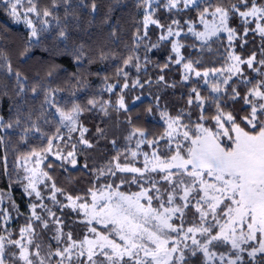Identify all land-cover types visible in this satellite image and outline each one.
<instances>
[{
	"label": "snow or ice",
	"instance_id": "snow-or-ice-1",
	"mask_svg": "<svg viewBox=\"0 0 264 264\" xmlns=\"http://www.w3.org/2000/svg\"><path fill=\"white\" fill-rule=\"evenodd\" d=\"M142 2L146 9L142 21L144 34L141 36L138 29L137 40L147 36L149 25H156L166 32V35H160V41L181 36L183 26L179 20L174 19L165 26L154 19V0ZM63 3L67 17L72 7L71 0H63ZM0 4L16 22L22 21L28 27L29 47L38 45L41 35L48 31L51 23L49 17L56 21L57 26L61 23L59 16H54L52 10L39 8L38 0H0ZM181 5L185 9L189 6L199 8L198 0H167L165 7L172 10ZM57 6L58 0H52V8ZM90 7L96 10L95 0ZM209 16L211 19H208ZM234 16L240 18L242 34L229 25ZM198 22L203 25V30L197 31L195 22L190 21L187 22L188 32L201 41L202 46H208L213 37L219 40L221 34L226 33L229 46L232 47L236 39L243 41L251 31L261 37L260 55L264 57V0H238V3H230L227 7L208 4L198 12ZM249 24H254V27L250 29ZM57 38L68 39L66 26L59 28ZM170 42L175 60L172 56L168 60L183 64L182 79L188 81L194 74L208 86L207 97L201 96L196 88L191 90L188 104H196L199 109L197 119L191 120V114L183 110L175 116L166 110L161 111L164 131L152 139L147 138L149 133L145 129L133 127L126 139L131 142L137 137L135 150L125 148L128 153L125 160L128 161L130 157L131 162L121 164L120 157L124 153L118 150L107 170H94L96 181L104 179L112 182L99 186L94 184L87 190L86 196H73L57 187L49 172L42 170L39 165L51 155L59 161L61 168H65V164L76 167V144H65V147H71L65 154L55 143L64 140L60 128L66 129L69 139L73 132H79L78 143L83 147L91 148L93 145L85 139V133L89 130L78 125L83 111L81 106L74 103L67 110L56 107L60 127L55 135L47 139V146L41 152L32 150L28 154L35 158L37 167L25 168L28 175L25 177L27 183L24 191L39 201L48 198L54 206L71 208L77 214H82L81 223L85 225L86 232L80 239H74L72 232L63 231V221L56 217L51 208L42 202H32L29 204L27 223L19 229V238L12 239L11 232L7 237L0 235V264H190V257L198 253L202 256V264H248V260L264 264V70L254 67L257 64L264 66V58L257 59V54L253 52L242 59L233 48L227 52L230 63L226 68L201 72L195 69L192 60H185L181 54L184 45L179 39ZM157 46L152 45L153 48ZM28 51L29 48H25L22 55ZM83 57L84 46L80 45L76 59L79 61ZM134 59L138 57L129 56L125 65ZM3 60L0 67L15 76L19 89L17 95H22L27 77L13 70L6 55H3ZM242 65H246L260 78L244 75ZM135 67L139 70L140 65L135 64ZM167 67L165 63L163 68ZM120 73L125 78L128 75L122 69ZM233 77L238 80L234 81ZM161 81H164L163 75L158 77V82ZM237 84L244 85L243 95ZM136 86L143 87L138 79L133 84V87ZM116 87L115 84L108 85L107 90L112 92ZM41 88L40 85L33 86L31 92L37 93ZM122 88H128V84L124 83ZM43 90L45 103L51 106L60 89L48 87ZM226 95L228 100H241V110L235 114L225 111L222 104L226 103ZM140 99L139 96L135 97L133 103ZM97 103L94 99L88 101L93 107ZM109 103H100L105 115ZM205 104L214 107V115H205ZM23 106H16L14 121L5 123L4 117L0 116V127L11 129L20 126ZM115 107L117 111L128 110L123 95L119 96ZM241 111L245 114L241 115ZM147 113H152V107L147 109ZM23 115L24 119L31 120V112ZM185 116H188L187 122ZM128 122L131 123L130 120ZM30 132H40L35 122L23 129L21 138L26 139ZM97 133L103 137L104 130L97 128ZM2 139L0 137V141ZM161 141L164 142L163 147ZM111 143L116 147L115 140ZM142 145L150 147L151 152L139 151ZM28 156L22 158L25 164ZM139 156L143 157L142 167L135 166ZM83 168L88 169V164L85 163ZM117 172L122 175L118 177ZM125 175H130L131 180H126ZM157 175L159 179H155ZM115 179L119 180L118 184L114 182ZM132 183L137 184L139 191L126 193L120 190L122 185ZM41 184L50 187V197L42 195L38 187ZM161 184L166 187H160ZM58 194L64 197L66 204L57 199ZM3 200L4 196L0 194V205H3ZM12 207L18 213V206L14 202ZM0 213L6 226V222L12 218L11 214L7 209H0ZM45 216L52 218L54 235L51 239L56 242L54 249L51 243L45 246L36 239L37 225L41 231L49 229V220ZM9 246L18 251H9ZM245 253L248 260H245ZM258 255L260 259H257Z\"/></svg>",
	"mask_w": 264,
	"mask_h": 264
},
{
	"label": "trees",
	"instance_id": "trees-1",
	"mask_svg": "<svg viewBox=\"0 0 264 264\" xmlns=\"http://www.w3.org/2000/svg\"><path fill=\"white\" fill-rule=\"evenodd\" d=\"M92 2L93 0H71L72 7L69 8L70 15L67 17L63 0H58L56 8H52V5L50 7V4L48 7L42 5V7H50L53 15L59 16L61 23L59 26L55 23L48 32L43 33L40 43L33 47H29L27 31L13 23L11 16L0 4V53L11 61L14 71L18 70L27 77L25 91L18 96L19 89L15 76L8 74L4 67H0V116L4 117L5 123L14 121L17 105H24L20 126L11 129L0 127V137L3 138L0 141V192L8 191L11 194L20 213L28 212L29 198L19 181L17 186L13 184L17 177V161L22 156H28L32 150L44 149L47 146V139L55 135L57 128L60 127L54 107L45 103L43 89L48 87L60 89L53 100L65 110L70 109L74 103L79 104L83 109L80 119L93 134L95 133L93 131L97 133V128L106 129V123L110 124V121L105 120V113L97 107V104L93 107L88 101L94 99L101 102L109 99L110 94L106 90V84L123 82L121 69L128 74L131 70L132 72L137 70L135 64H139V70L141 69L140 72L145 79L157 80L163 75L164 81L161 82H168V86L172 88L163 92V88L158 87L161 90L158 101L147 95L148 97L129 107L121 116L124 120V125L121 127L129 130L133 127L145 129L149 133L148 139L158 137L164 131V123L157 116L159 109L170 110V107H175L177 111L180 110L178 108L180 105L173 100L174 98L180 96L182 105L188 107L193 88H196L201 96L209 95L208 86H203L198 78L190 83L182 80L180 72L182 66L174 65L168 60L166 42L162 41L163 45L160 42L154 43V39L161 35L162 29L152 25L143 40L136 39L138 29L141 36L144 34L142 21L145 7L142 0H95V11L90 7ZM230 3H238V0H207V2L201 0L199 8L192 6L187 9L172 10H168L164 3L157 6L156 17L165 26L174 19L184 23L187 20L198 19V12L208 4L227 7ZM81 4L82 7H77ZM237 18L238 16H234L230 20L232 27L236 28L240 25ZM65 26L68 33L66 41L57 38L59 28ZM181 39L184 43L185 60H192L194 67L200 71L221 68L228 62L227 52L230 51V46L225 35L219 40L213 38L208 46H202V42L190 34L182 35ZM250 39H255V36L252 34ZM238 41L233 46L244 57L256 53V50L261 48L248 49L240 39ZM153 43L158 46L153 48ZM80 45L84 46V57L77 61L76 55ZM25 48H29V51L22 55ZM3 55H0V65L4 63ZM129 56L138 59H134L126 66L124 62ZM165 63L168 64L167 68H163ZM129 65L132 66L131 70H127L131 68ZM49 72L52 73L51 76L48 75ZM233 80L236 81L238 78ZM37 85L42 88L38 89L37 93H32L31 88ZM237 88L243 95L244 85L237 84ZM230 91L229 89V93ZM163 97L167 99V103L164 102L166 99L163 101ZM224 101L226 103L222 106L225 111H232L235 114L242 108L243 102L239 99L231 101L226 95ZM149 107H152L151 114L147 113ZM205 109H207L205 115L215 114L214 107L210 108L205 104ZM28 112H31V120L24 119L23 114ZM197 113L196 119L199 115L198 109ZM243 114L245 113L241 111V115ZM129 120L131 123L128 122ZM33 122L40 128V132H30L26 139H22L23 129L31 127ZM61 130L62 128L60 132ZM118 150L121 149L104 148L103 153L113 160ZM85 163H89L86 155L84 152H79L76 167L65 165V168H61L59 161L50 157L44 162L43 169L49 172L57 187L64 189L66 193L86 196L87 190L94 184L99 186L107 183L108 180L96 181L94 167L88 164V169H84ZM49 164L52 165L51 168L48 167ZM127 187V184L122 186L123 189ZM1 228L0 226V234ZM68 230L73 231L70 227ZM44 240L47 242L49 238L46 236ZM51 245L54 249L56 242H51ZM194 258L190 259V264H202ZM257 259H260V256ZM193 260L195 262H192ZM245 260H248L247 255ZM248 264H255V261L248 260Z\"/></svg>",
	"mask_w": 264,
	"mask_h": 264
},
{
	"label": "rangeland",
	"instance_id": "rangeland-1",
	"mask_svg": "<svg viewBox=\"0 0 264 264\" xmlns=\"http://www.w3.org/2000/svg\"><path fill=\"white\" fill-rule=\"evenodd\" d=\"M200 2H201V0H198V3H200ZM164 3L166 4L167 0H154L153 6H152L153 11H154V19H158L156 17L157 6L164 5ZM49 4H50V7H51L52 0L49 1V2H48V0H42V1L38 0V7L41 8V9L47 8ZM42 5L47 6V7H44V6L42 7ZM189 7H192V6H189ZM179 8H183V6L181 5ZM183 9H185V8H183ZM145 11H146V9H145ZM33 19L36 20V17L33 16ZM48 19L51 22L50 23V27L48 29V31H49L50 28L55 25L56 21L53 20L52 17H49ZM208 19H211V17L209 16ZM237 19L240 21L239 17ZM11 20H12L13 23H15V24H17L19 26H22L27 31L28 34L30 33V30L28 29V27L22 21L21 22H16L12 17H11ZM190 21L191 22H195L194 26H195L197 31H202L203 30V25L198 22V19H196V20H187L184 23H180L183 26V32L181 33V36L182 35H186V34L192 35V33L188 32L189 24L187 22H190ZM229 25L231 26L230 21H229ZM37 26L39 27V23H37ZM151 26L152 25L148 26L147 33H149V30H150ZM248 27L251 29V28L254 27V24H249ZM236 29H237L238 33H241V34L243 33V27L241 25V21H240V25H237ZM162 33L164 35H166V32H164L163 30H162ZM252 34L255 36V39H250V36ZM222 35H225L227 37L226 33H222L221 36ZM181 36L179 38L170 37L168 40L163 41V42H166V44H167V46H165V47H166V50L168 52V57L172 56L173 60H175V53H173L171 51V42L170 41H172L173 39H179L180 42L184 45V43H183V41L181 39ZM157 37L154 39V43L160 42L162 44V41L159 40L160 35H158ZM213 38H215V37H213ZM237 42H239L238 39H236L234 41V43H237ZM242 43H244L245 47H247L248 49H258L259 47H261V37L259 36V34H254V33H252L250 31L248 36L244 37ZM233 48H234L235 54L241 56L242 59H246L248 57V56L244 57L243 55L239 54L237 52L235 46L230 47V51H232ZM181 54L185 57L184 47L181 49ZM256 54H257V59L264 58V57H261L260 50H256ZM171 63L176 65L174 62H171ZM228 63H230V61H228L226 63V65L223 66V67L226 68ZM181 66H182V70H180V72H181L182 77H183L184 70H183V64L182 63H181ZM130 67L131 68L127 69V70H131L132 66H130ZM241 67L244 70V75L248 76L249 78H251L253 76L256 77L257 79L260 78L257 73H255L251 69L247 68L246 65H242ZM254 67H261L262 70H264V66H261V65H258V64L254 65ZM140 70H135L133 72L131 70L128 73L127 77L126 78L124 77V79H123L124 81L123 82L117 81V82H114V83L106 84V90H107V86L108 85L115 84V85H117V87L112 92H109L107 90L109 92V94H110L109 99L97 103V107L101 110L100 103L110 101V103L107 105V115H105V117H104L106 121H110V124L106 123L107 127H106V129H103L104 130L103 137L100 134L98 135V133H96V131H93L96 134L95 133L92 134V131H90L89 127L86 126L83 123L82 119H80V116H81V114H80L79 120H78V125H82L83 127H86L89 130L87 133H85V139L89 140L92 143L93 147L85 148V147H83L82 145H80L78 143L79 132H73L71 134V139H69L66 129L62 128L60 134L64 136V140L63 141H55V143L59 144L60 148L63 149V152L65 154L68 151L71 150V147L70 146L69 147H65V144H68V145L76 144V155H77V158L79 156V152H84V154L86 155V159L89 162L88 164L93 166L95 170L96 169H101V168H104L105 170H107L109 162L112 161V159L107 157L103 153V150H104V148L105 149H109L111 147L112 149H121L120 152L124 153L120 157V161L119 162L121 164H124L126 162H131V158L130 157H129L128 161L125 160V155H128V153L125 152V148L128 147L130 149L135 150V141H136L137 137H134L131 142L127 141V139H126V137L128 136L129 132L132 129L129 130V129H125V128L121 127L122 125H124V120H123V118H121V116H123V113L125 112V110H123V109H121L119 111L116 110L115 105H116V102H117L119 96L120 95L124 96L125 103L128 105V108H129V107L137 104L139 101H141L145 97H148L147 95H151L152 98H154L155 100L157 99V101H158L159 100V96H160V91H161L158 87H162L163 88V92L168 91V88H172V87L168 86L169 85L168 82H158V79L157 80H152L150 78L145 79L144 75H142V72H140ZM196 70H198V69H196ZM203 71L204 70H202L201 72H203ZM123 72H125V71H123ZM195 78H198L199 82L203 86H206L204 84L203 79L201 77H196L194 74L190 76L188 81H184L183 79L182 80L184 82L190 83V82H193V80ZM234 78H237V77H233V79ZM137 79L140 81V84L143 85V87H140V86L133 87V84H134V82ZM124 83L128 84V88H122V85ZM147 84H148V86L146 87ZM172 84H173V81L171 83V86H172ZM137 96L141 97V99L139 101H135V103H133V101L135 100V97H137ZM164 99H166V98L163 97V101H164ZM192 99L193 100L195 99L194 94L192 96ZM173 100H175V102H177L180 105V107H178L180 110L178 109L179 111H177L175 107H170L171 111L169 110V108L168 109H166V108L165 109H159V113H157V116H158V118L161 121H162V119L160 117V112L161 111H165V110L168 111L173 116L178 115L183 110L185 113H190L191 114V119H193V121L196 120L195 116L198 114L197 113V109L198 108L196 107L195 103H193L191 105H188V107H184L182 105V103H181L180 96H177ZM164 102L167 103V99ZM52 106L54 107L53 109L55 111V114L57 115V117L59 119L58 113H56V107H60V106L57 103L55 104L54 100H53ZM184 119H185V122H187L188 121V116H185ZM112 140L116 141V147H113V145L111 143ZM120 142H122V143H120ZM160 143H161V147H163L164 142L161 141ZM41 151H42V149L41 150H37V152H41ZM139 151H141V152H144V151L151 152V148L148 147L147 145H142L141 149ZM23 157H26V156L20 157L18 159V161H17V164H16L17 165V177H16V180H15V182L13 184L16 185L17 181H19L20 184L22 185V188L24 189V185L27 183V180L25 179V177L28 175V173L25 171V168H29L30 169V168H33V167H37V165H36V162H35V158L28 156V161L25 164L24 160L22 159ZM50 157L51 158H55L54 156L49 155L48 158H50ZM142 159H143V157L139 156L136 159V161H135V166L142 167ZM45 161L46 160H44L43 163L39 165V167L42 170H44L43 169V164H44ZM65 165L66 166H71V165H67V164H65ZM121 175L122 174L117 172V176L118 177L121 176ZM124 178L126 180H131V176L130 175H125ZM155 179H159V176L158 175L155 176ZM108 182H112V181H108ZM114 182L118 184L119 180L115 179ZM122 186H121L120 190L123 191V192H126V193L127 192L139 191V187L135 183L127 184V186H128L127 189H123ZM147 186L148 185L145 183V187H147ZM159 186L162 187V188L166 187V185H164V184H161ZM38 187H39V190L41 191V193H42V195L44 197H50V187L45 186V184L38 185ZM0 194H2L4 196L3 205H0V209H7V211L11 214V217H12L10 220H8L6 222V226H5V222L3 221L2 213H0V226L2 227L1 228L2 229V233L0 235H4V236L7 237L9 235V232H11V234H12L11 238L12 239H18L19 238V229L27 223V219L26 218L30 215V210L28 209L27 213H20L18 211V213H19L18 214L16 209H14L12 207V204H13L14 201L12 199L11 194L8 191L0 192ZM58 196H59V194L57 195V199L60 200L62 204H66L67 203V201L64 199V197H61V196L58 197ZM28 198H29L28 199L29 204L32 203V202H36V203H41L42 202L43 204L47 205L48 208H51L52 211L55 212L56 217H59L63 221V231L64 232H69L70 231V230H68V227L72 228L73 231H70V232H72L74 239H80L83 236V234H85V232H86L85 225L83 223H81V221L83 219L82 214H77L71 208H61L59 205H55L54 206L52 204L51 200L48 199V198L44 199L43 201L37 200L35 198V196H32V197L28 196ZM37 211L39 212L40 209H37ZM188 215H189V218H190L191 217V213H189ZM45 219L49 220V229L41 231L39 225H37L36 226V230H37L38 236H37L36 239H37V242L42 243L43 245L46 246L48 243H51V242L54 241V240L51 239V237L54 235V227L52 225V218L51 217L45 216ZM46 236L49 238V241H47V242H45V240H44ZM8 250L9 251H13V252L14 251H18L16 248H14L12 246H9ZM45 250H46V248H45ZM218 250H224V249H218ZM245 255H247V253L244 254V257H245ZM198 257H200V258H198ZM195 258L198 259L197 260L198 262L202 263L201 254L198 253L195 256ZM190 259H192V257H190ZM192 262H195V261L193 260ZM17 264H20V262H17Z\"/></svg>",
	"mask_w": 264,
	"mask_h": 264
}]
</instances>
